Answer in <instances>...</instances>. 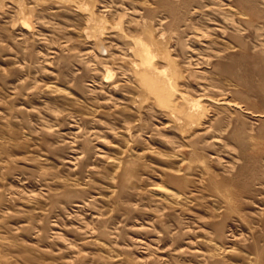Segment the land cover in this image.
Instances as JSON below:
<instances>
[{
    "label": "rangeland",
    "instance_id": "374dc122",
    "mask_svg": "<svg viewBox=\"0 0 264 264\" xmlns=\"http://www.w3.org/2000/svg\"><path fill=\"white\" fill-rule=\"evenodd\" d=\"M0 264H264V0H0Z\"/></svg>",
    "mask_w": 264,
    "mask_h": 264
},
{
    "label": "bare ground",
    "instance_id": "6f19581e",
    "mask_svg": "<svg viewBox=\"0 0 264 264\" xmlns=\"http://www.w3.org/2000/svg\"><path fill=\"white\" fill-rule=\"evenodd\" d=\"M92 16L90 17L91 18V20H93L94 22H95V24H96V28H97V30H99L100 28H102L101 27V25H102V20L100 19L99 20V18L97 17V16H95V15H93V14H91ZM30 22V21H29ZM93 22V23H94ZM104 22V21H103ZM28 24V23H27ZM100 31V30H99ZM98 31V32H99ZM100 47H104V45H103V43L102 42H100ZM147 50V49H146ZM150 63V62H149ZM139 67V66H138ZM154 68V67H153ZM148 69H149V71L151 70L152 72H153V70L151 69V66L150 65H148ZM147 69H145V71H146ZM150 73V75L148 74V77H146L147 79H145L144 80V84L145 85H143V86H147L150 90H155V91H157L158 89H159V87H160V85H161V76H160V74H156L155 73V71H154V74L153 73ZM146 73V72H145ZM148 73V72H147ZM170 73V72H169ZM142 74V73H141ZM145 76V75H144ZM150 76V77H149ZM140 78H141V76H140ZM139 78V79H140ZM141 80H143V79H141ZM169 86H170V84H169ZM162 87V86H161ZM136 89V88H135ZM148 89V90H149ZM158 92V91H157ZM176 93V92H175ZM170 94H171V92H170ZM165 95V94H164ZM172 95V94H171ZM174 95V94H173ZM168 96H169V94H168ZM176 96V95H175ZM189 97V96H188ZM165 99V98H164ZM170 100V99H169ZM186 100V99H185ZM184 100V101H185ZM191 102V101H190ZM185 103H187V102H185ZM197 107V112L198 111H201V109L199 108V106H196ZM193 108H195L194 107V105H193ZM181 109V108H180ZM181 112V111H180ZM192 112V111H191ZM201 113V112H200ZM185 115V114H184ZM185 119V118H184ZM179 120H180V118H179ZM182 120V119H181ZM186 122V121H185ZM197 122V121H196Z\"/></svg>",
    "mask_w": 264,
    "mask_h": 264
}]
</instances>
